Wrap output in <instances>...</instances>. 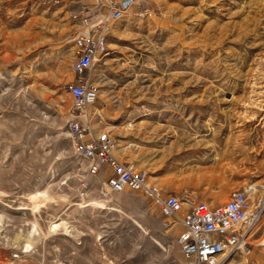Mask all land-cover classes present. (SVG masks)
I'll return each instance as SVG.
<instances>
[{
  "label": "rangeland",
  "instance_id": "1",
  "mask_svg": "<svg viewBox=\"0 0 264 264\" xmlns=\"http://www.w3.org/2000/svg\"><path fill=\"white\" fill-rule=\"evenodd\" d=\"M84 1L0 0V264H190L155 199L111 193L106 169L91 176L73 152L68 88ZM109 44L89 75L99 87L91 113L102 116L93 124L115 138L114 156L145 173L161 199L217 207L241 191L255 211L264 197V0H137ZM262 205L232 264H264Z\"/></svg>",
  "mask_w": 264,
  "mask_h": 264
},
{
  "label": "built area",
  "instance_id": "2",
  "mask_svg": "<svg viewBox=\"0 0 264 264\" xmlns=\"http://www.w3.org/2000/svg\"><path fill=\"white\" fill-rule=\"evenodd\" d=\"M135 4L136 0H95L81 5L79 17L83 31L74 38L77 51L72 66L76 79L68 88L74 100L68 122L73 152L90 162L91 176H97L105 169L110 172L107 184L111 193L144 192L159 204L166 218L164 227L172 228L180 222L183 231L177 244L190 264H232V258L244 248L249 228L259 217L264 203L258 202L254 211L251 199L245 193L235 191L224 205L211 207L203 202L191 203L185 211L183 200L173 195L159 198L145 173L134 163L116 158L115 138L93 124L100 123L102 116L91 113L99 100V87L91 80L89 72L96 63L110 56L111 29ZM146 15L151 13L142 14ZM93 118L92 123L88 122ZM86 188L84 185L79 189L81 198L86 197Z\"/></svg>",
  "mask_w": 264,
  "mask_h": 264
},
{
  "label": "bare ground",
  "instance_id": "3",
  "mask_svg": "<svg viewBox=\"0 0 264 264\" xmlns=\"http://www.w3.org/2000/svg\"><path fill=\"white\" fill-rule=\"evenodd\" d=\"M135 5H137V0H136V4ZM133 8V7H132ZM98 113H100V111L96 108L94 111H93V113L92 114H94V116L95 115H98ZM91 121H92V119H89V121L88 122H90L91 123ZM118 146V145H117ZM188 179H190V180H200V181H207L208 180V178H206V177H204V176H191V177H188ZM107 183V182H106ZM109 189V188H108ZM108 191V190H107ZM127 191V190H126ZM249 199H250V197H249ZM262 202V203H264V197H263V200L262 199H260L258 202ZM184 205H189V203H187V202H184ZM258 219H259V217H257L256 219H255V221L253 222V224H256V222L258 221ZM4 227V225H3V220H2V217L0 216V235H1V230H2V228ZM251 227H252V225H251ZM55 229H54V231L52 230V231H50V233H57L58 231H57V227H54ZM52 229H53V226H52ZM34 230V229H33ZM32 230V231H33ZM33 233L34 232H32V234L30 235V232H29V235L31 236L30 237V239H28L29 238V236H28V238H27V240H26V242L24 243V247H23V249L25 248L26 249V251L24 252V253H29V249H31V247H32V245H31V241H32V237L34 236L33 235ZM248 235V234H247ZM1 237V236H0ZM1 239H3V238H1ZM23 239V234H19L18 235V237H17V239H16V241H15V244H16V242H19V241H21ZM31 240V241H30ZM1 241V240H0ZM1 243V242H0ZM8 246V245H7ZM241 249H243V247L241 248ZM236 256V255H235ZM235 256L232 258V261H234V258H235ZM237 262H235V264H236ZM16 264H22L21 262H19V260H17V263Z\"/></svg>",
  "mask_w": 264,
  "mask_h": 264
},
{
  "label": "crops",
  "instance_id": "4",
  "mask_svg": "<svg viewBox=\"0 0 264 264\" xmlns=\"http://www.w3.org/2000/svg\"><path fill=\"white\" fill-rule=\"evenodd\" d=\"M84 2H91V0H85ZM106 172L108 173L107 174V177L110 175V172H108V170H106ZM170 229H172V231H171V235L172 236H174V237H176V236H179L180 235V233L183 231V227H182V225H181V223L180 222H177L172 228H170ZM178 238V237H177ZM177 238H176V243H177ZM178 245V244H177ZM186 259V258H185ZM187 260V259H186ZM189 261V260H188Z\"/></svg>",
  "mask_w": 264,
  "mask_h": 264
}]
</instances>
